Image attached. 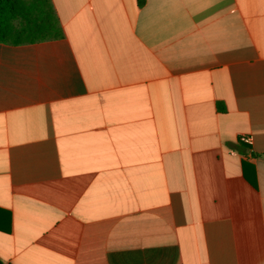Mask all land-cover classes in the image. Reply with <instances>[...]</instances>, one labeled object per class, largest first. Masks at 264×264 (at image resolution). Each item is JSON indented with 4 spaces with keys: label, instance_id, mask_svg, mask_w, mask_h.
<instances>
[{
    "label": "crops",
    "instance_id": "obj_1",
    "mask_svg": "<svg viewBox=\"0 0 264 264\" xmlns=\"http://www.w3.org/2000/svg\"><path fill=\"white\" fill-rule=\"evenodd\" d=\"M48 2L0 42V261L264 264V0Z\"/></svg>",
    "mask_w": 264,
    "mask_h": 264
},
{
    "label": "trees",
    "instance_id": "obj_2",
    "mask_svg": "<svg viewBox=\"0 0 264 264\" xmlns=\"http://www.w3.org/2000/svg\"><path fill=\"white\" fill-rule=\"evenodd\" d=\"M145 0H139L143 4ZM57 15L48 0H0V42L33 43L60 36Z\"/></svg>",
    "mask_w": 264,
    "mask_h": 264
},
{
    "label": "built area",
    "instance_id": "obj_3",
    "mask_svg": "<svg viewBox=\"0 0 264 264\" xmlns=\"http://www.w3.org/2000/svg\"><path fill=\"white\" fill-rule=\"evenodd\" d=\"M241 140L247 142L248 144H251V138L249 136H242Z\"/></svg>",
    "mask_w": 264,
    "mask_h": 264
},
{
    "label": "water",
    "instance_id": "obj_4",
    "mask_svg": "<svg viewBox=\"0 0 264 264\" xmlns=\"http://www.w3.org/2000/svg\"><path fill=\"white\" fill-rule=\"evenodd\" d=\"M0 264H3V263L0 261Z\"/></svg>",
    "mask_w": 264,
    "mask_h": 264
}]
</instances>
